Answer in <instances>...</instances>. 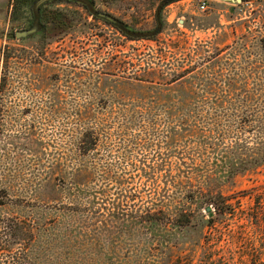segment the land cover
I'll return each mask as SVG.
<instances>
[{
	"label": "rangeland",
	"instance_id": "1",
	"mask_svg": "<svg viewBox=\"0 0 264 264\" xmlns=\"http://www.w3.org/2000/svg\"><path fill=\"white\" fill-rule=\"evenodd\" d=\"M40 1L0 0V230L38 264H264V165L224 175L264 142V0H179L157 41L98 14L164 0Z\"/></svg>",
	"mask_w": 264,
	"mask_h": 264
},
{
	"label": "trees",
	"instance_id": "2",
	"mask_svg": "<svg viewBox=\"0 0 264 264\" xmlns=\"http://www.w3.org/2000/svg\"><path fill=\"white\" fill-rule=\"evenodd\" d=\"M177 1L179 0H164L160 3L155 14V24L152 30H131L120 21H109V24L116 27L124 36L131 40L157 41L167 25L163 16L164 8ZM260 46L264 55V37L260 41ZM262 145V149L258 152H255L257 149H253V155H250L247 160H241L239 163H228V170L224 172L225 177L230 179L241 172H246L250 169L264 165V142H262ZM199 195L204 198V205L206 208H210V211H208L210 215H213V208L215 209V212H218L219 214H226L231 210V205L221 193H203L201 191ZM34 238V231H32L26 223L20 221L6 222L0 230V252L10 253L15 246L21 244L23 248H21V250L15 255H12L9 260H11L13 264H38L36 258L33 259L30 257L33 255L31 253V245ZM6 264H10V261H7Z\"/></svg>",
	"mask_w": 264,
	"mask_h": 264
},
{
	"label": "water",
	"instance_id": "3",
	"mask_svg": "<svg viewBox=\"0 0 264 264\" xmlns=\"http://www.w3.org/2000/svg\"><path fill=\"white\" fill-rule=\"evenodd\" d=\"M47 1H50V0H41V1L39 2V4L37 5V8H38L39 6H41L43 3L47 2ZM223 1H229V0H223ZM237 1H238V2H241V0H237ZM98 15H99V17L104 18V19H106L107 21H110V22H116L115 19H113V18L107 16V15L104 14V13H99ZM35 32H36V29H33V30H31V31H28V32L17 33L16 36H17V38H26V37H28V36L34 34ZM207 211H210V208H208Z\"/></svg>",
	"mask_w": 264,
	"mask_h": 264
},
{
	"label": "built area",
	"instance_id": "4",
	"mask_svg": "<svg viewBox=\"0 0 264 264\" xmlns=\"http://www.w3.org/2000/svg\"><path fill=\"white\" fill-rule=\"evenodd\" d=\"M206 8H207V5H206L205 2H203V4L201 5V9H202V10H206Z\"/></svg>",
	"mask_w": 264,
	"mask_h": 264
}]
</instances>
